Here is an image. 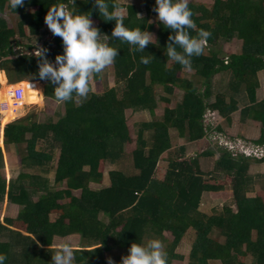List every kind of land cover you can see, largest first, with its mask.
I'll list each match as a JSON object with an SVG mask.
<instances>
[{
    "label": "trees",
    "instance_id": "16d2710c",
    "mask_svg": "<svg viewBox=\"0 0 264 264\" xmlns=\"http://www.w3.org/2000/svg\"><path fill=\"white\" fill-rule=\"evenodd\" d=\"M119 3L127 10L125 26L151 32L157 44L138 52L109 38L119 53L111 65L114 85L91 91L81 104L75 96L69 102L55 98L54 85L38 76L36 57H7L16 55L17 48L31 52L35 42H40L48 49V60L55 63L63 47L61 38L45 27L50 7L65 4L74 13H90L94 25L109 36L115 21H104L93 0H75V4L25 0L24 7L15 10L8 0H0V70L6 76L5 80L0 74V123L20 116L24 105H42L37 82L43 85V97L63 106L55 120L36 123L29 115L3 128L4 146L24 144L17 160L21 170L8 180L1 173L0 148V201L17 205L15 217L0 220V254L7 256L4 264H51L54 238L71 234H78L82 241L75 248L74 264H108V257L121 264L131 243L144 245L150 239L162 241L167 264H174L183 257L176 248L185 235H189L185 264H246L248 256L252 263L264 264V197L247 196L254 186L264 194V174L248 172L252 162L264 163V154L222 147L212 168L204 171L200 159L212 153L187 157L184 146L172 153L170 135L173 130L176 137L195 142L222 131L220 125L212 126L205 119L207 111H215L230 123L238 110L241 121L250 117L258 124L259 134L252 142L264 148V97L256 98L258 72L264 70V0H189L196 25L190 35L204 29L211 36L203 54L191 58L188 77L183 73L186 68L166 54L168 37L174 33L158 20H149L157 16L155 0L141 1L143 19L137 15L136 4ZM7 13L19 19L8 22ZM234 38L240 40L237 51L223 56L214 50ZM149 55L153 57L150 64L140 63L141 56ZM216 74L226 81L214 91L211 79ZM93 81L100 82L99 75ZM159 86L165 95L158 93ZM175 88L182 90L181 99L169 106ZM158 100L164 107L156 119ZM127 111L148 112L154 118L134 123ZM38 143L43 145L40 150L35 149ZM54 148L58 156L50 182L43 174ZM164 154L167 164L163 167L159 162ZM124 158L130 159L127 172L110 170L108 186L90 187V183L102 182L107 164L117 165ZM59 184L64 188L56 189ZM224 190L230 192V204L214 205L209 212L200 209L204 194ZM100 243L102 247L96 248ZM90 245L94 246L84 248Z\"/></svg>",
    "mask_w": 264,
    "mask_h": 264
},
{
    "label": "clouds",
    "instance_id": "9594fccd",
    "mask_svg": "<svg viewBox=\"0 0 264 264\" xmlns=\"http://www.w3.org/2000/svg\"><path fill=\"white\" fill-rule=\"evenodd\" d=\"M8 3L15 10L24 7L25 0H8ZM71 3L75 4V0H71ZM127 3L129 5V0ZM93 4L104 21H115L111 36L101 33L90 13H74L67 5L60 4L48 8L44 16L48 30L62 40L63 53L55 56V63L48 60V49L36 42L32 52L20 48L21 55L36 57L39 78L54 85V96L60 102L72 101L74 96L80 98L81 104L88 99L92 91L91 81L111 66L119 55L118 48L108 43L109 38L127 43L133 51L138 52H144L149 44H157L151 32L139 26H125L127 10L119 0H93ZM188 5L189 0H155L153 8L156 19L174 33L168 37L167 57L186 69L191 68L192 57L203 54L211 36L204 29H199L194 36L190 35L189 30H195L196 25ZM137 15L143 19L141 14ZM152 58V55L141 56L140 63L148 65ZM32 239L35 240V236ZM99 247H102L101 243L96 248ZM76 250L69 242L58 243L49 250L52 253L51 264H74ZM167 257L162 241L150 239L144 245L131 243L127 255L121 257V264H167ZM6 259L5 254H0V264H4ZM107 261L108 264H114L111 257Z\"/></svg>",
    "mask_w": 264,
    "mask_h": 264
},
{
    "label": "rangeland",
    "instance_id": "374dc122",
    "mask_svg": "<svg viewBox=\"0 0 264 264\" xmlns=\"http://www.w3.org/2000/svg\"><path fill=\"white\" fill-rule=\"evenodd\" d=\"M142 0H129V3H134L139 8V14L144 15L143 7L141 6ZM203 2H209V0H198ZM119 2L128 4L127 0H119ZM5 19L8 22H16L19 18L18 15H12L7 13L5 15ZM151 22L155 23L157 21L155 16H151L149 19ZM46 29L47 26L45 24ZM37 44L41 45L40 42H37ZM240 48V40L234 38L229 42H221L218 46L214 47V50H217L220 55L225 56L228 52L231 51H237ZM192 70L185 69L184 75L190 76ZM4 77L6 80V76L4 73ZM100 82H94L93 80L90 83L92 92H101L105 89H109L113 87L114 85V79H113V72L111 69V66L107 67L100 75ZM258 78L260 85L256 91V98L261 99L264 97V70H260L258 72ZM226 78L222 77L220 74H216L211 79V84L214 87V91L217 88V84L225 83ZM7 83V81H6ZM40 90V94L42 96V105L37 106L34 104H28L24 105L22 107L23 112L20 116H17L16 118L12 119L10 122L6 123L9 124L17 119H21L26 116H31V121H34L36 123H42L47 118L56 119L57 114L63 113V106L62 103L59 102H52L45 97H43L42 89L43 85L42 83L37 82ZM157 91L160 94H164L165 92L162 90V88L159 86L157 87ZM182 90L175 88L173 92L169 95L170 102L168 103L169 106H174L176 102H178L181 99ZM213 97L210 98L212 100ZM163 107L164 103L161 100H158L157 107L154 110V117L157 119L160 117L163 113ZM126 115L130 118V120L134 123H139L143 121H149L152 120L154 117H151L148 112H135L132 113L130 111L126 112ZM0 113V118H1ZM205 119L209 121V123L212 126L220 125L222 127V131H213L208 133L204 138L197 140L195 142H187L184 138H178L175 135V132L172 130L170 132L171 135V142H172V150L171 152L174 153L177 151L179 146H184L185 151L184 154L187 157L195 156L197 153H200L202 151H209L212 153L211 156H203L201 161V167L204 171H209L212 168L214 160L218 157L220 153V149L222 147H226L228 149L232 150H238L242 151L246 154L256 155L260 156L264 154V148L256 146L252 140L255 139L259 134V126L258 124L250 119V117H247L245 120L241 121L239 119V111H235L232 114V120L230 123H227L223 118H221L215 111L210 112L207 111L205 113ZM30 120V119H29ZM6 124L0 123V148L2 152V158H3V164L4 167L2 169V175L5 179L14 178L20 169V166L18 164V155L21 148L24 147V144L22 145H9L4 146L2 141V131ZM42 144L38 143L35 147L36 150L42 149ZM24 149V148H23ZM22 151V150H21ZM23 152V151H22ZM58 156V150L53 149L52 152V159L50 163L46 164L45 168L48 169V171L43 174L44 177H46L50 182L53 180V170L56 165V160ZM167 158V155H163V158L160 160L159 165L160 166H166L167 162L164 160ZM130 167V159L124 158L120 163L117 165L107 164L104 169V175L101 183H90V187L92 189H99L100 187H106L109 184L108 175L107 173L110 170L113 169H121L125 170L126 172L129 170ZM38 172L39 170L36 169ZM32 172V171H31ZM249 174L255 175V174H264V163H254L252 162L249 167ZM41 173V172H40ZM56 189H63L64 185L59 184L55 186ZM72 194L74 196L79 195V191H73ZM254 195H262L264 197V194L258 186H254V189L252 192H249L247 196H254ZM222 203H228L230 204V192L227 190L217 192V193H210V194H204L203 199L200 203V209L204 212H209L210 208L212 206H219ZM232 207V206H231ZM16 209L17 206L14 204L9 203L5 199L3 201H0V220H2L4 217H15L16 215ZM233 209V207H232ZM104 218V217H103ZM106 219V218H104ZM69 242L74 248L82 246V241H80V237L78 234L75 235H69L66 237H59L56 238L53 242V246H56L60 242ZM221 241V239H220ZM89 245V244H88ZM94 245L90 246H84V248H90ZM188 246H189V235H185L183 237V240L179 243V245L176 248V252L182 254V259L180 261H176L174 264H185L186 262V255L188 252ZM246 264H254L252 263L250 257L248 256L246 259ZM208 264H219L218 262H209Z\"/></svg>",
    "mask_w": 264,
    "mask_h": 264
},
{
    "label": "water",
    "instance_id": "95a60500",
    "mask_svg": "<svg viewBox=\"0 0 264 264\" xmlns=\"http://www.w3.org/2000/svg\"><path fill=\"white\" fill-rule=\"evenodd\" d=\"M14 52H15L16 55L11 56V57H9V58H15L16 56H18V55L20 54V48L15 49ZM31 52H32V51H31ZM0 74H3V75H4V72H3L2 70H0Z\"/></svg>",
    "mask_w": 264,
    "mask_h": 264
},
{
    "label": "crops",
    "instance_id": "0c3cea01",
    "mask_svg": "<svg viewBox=\"0 0 264 264\" xmlns=\"http://www.w3.org/2000/svg\"><path fill=\"white\" fill-rule=\"evenodd\" d=\"M7 84H9V83H7ZM9 85H10V84H9ZM11 204H12V203H11ZM14 205H16V204H14ZM16 206H17V205H16ZM16 213H17V209H16ZM71 235H75V234H71ZM68 236H69V235H68ZM56 238H59V237L56 236V237L54 238V241H55ZM54 241H53V242H54Z\"/></svg>",
    "mask_w": 264,
    "mask_h": 264
},
{
    "label": "built area",
    "instance_id": "2783aa9c",
    "mask_svg": "<svg viewBox=\"0 0 264 264\" xmlns=\"http://www.w3.org/2000/svg\"><path fill=\"white\" fill-rule=\"evenodd\" d=\"M1 107H4V105H1Z\"/></svg>",
    "mask_w": 264,
    "mask_h": 264
}]
</instances>
